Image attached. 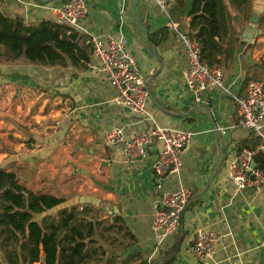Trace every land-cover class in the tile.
Instances as JSON below:
<instances>
[{"label": "crops", "instance_id": "1", "mask_svg": "<svg viewBox=\"0 0 264 264\" xmlns=\"http://www.w3.org/2000/svg\"><path fill=\"white\" fill-rule=\"evenodd\" d=\"M85 1L88 13L81 29L68 32L74 33L75 45L63 54L64 62L42 64L7 56L5 49L0 52V168L15 171L25 186L39 193L100 198L112 216L121 217L116 221L118 234L126 240L111 254L119 252L122 260L140 254L155 264L177 245L172 264H264V189L240 190L228 174L239 151L260 142L254 131L236 126L239 108L234 95L245 93L247 67L250 77L255 68V79L264 77L259 65L264 60L253 59L264 57V44L261 51L253 45L264 39V32L245 48V69L238 51L241 43L230 33L222 38L225 54L213 57L212 63L223 67L231 93L217 89L198 103L186 88L184 44L156 0H136V12L131 0ZM60 2L0 0V11L34 24L54 19L48 6ZM190 19L175 21L181 30L190 31ZM102 34L121 39L136 57L151 92L144 116L116 101L117 90L93 51L92 36ZM154 123L193 133L182 152L180 171L160 183L152 163L161 143L149 148L146 159L126 163L125 143L107 145L103 139L111 127H122L130 139ZM259 160L264 163V156ZM180 187L191 190L180 228L161 237L152 228L154 202ZM201 229L224 234L216 252L206 258L193 253L195 233ZM0 260L8 264L1 243Z\"/></svg>", "mask_w": 264, "mask_h": 264}, {"label": "trees", "instance_id": "2", "mask_svg": "<svg viewBox=\"0 0 264 264\" xmlns=\"http://www.w3.org/2000/svg\"><path fill=\"white\" fill-rule=\"evenodd\" d=\"M253 0H174L172 18L183 21L190 19V33L202 44L204 59L210 64L213 57L225 54L226 47L221 40L234 28L231 7L236 10L251 8ZM189 4V9L187 6ZM264 27V11L259 18ZM55 19L44 18L26 26L21 17H8L0 11V52L5 49L7 56H25L32 62L57 64L64 62L63 54L73 50L74 33ZM162 29L161 32H164ZM234 31V30H233ZM156 32L151 38L157 36ZM232 39L241 43V31ZM162 38L161 40H163ZM9 58V57H8ZM264 71V62L259 63ZM245 73V82L251 77ZM260 166L264 163L256 158ZM67 198L36 192L23 184L15 171L0 168V243L8 264H94L100 254L106 255L102 245L91 247L98 240L97 226L100 221L87 220L88 203L60 209L38 219L37 215L66 201ZM121 217H115L109 228ZM179 247L173 245L162 253V259L155 264H172ZM134 254L121 264H129ZM97 258V259H96ZM0 264L1 260H0ZM108 264V263H106ZM137 264H154L141 258Z\"/></svg>", "mask_w": 264, "mask_h": 264}, {"label": "built area", "instance_id": "3", "mask_svg": "<svg viewBox=\"0 0 264 264\" xmlns=\"http://www.w3.org/2000/svg\"><path fill=\"white\" fill-rule=\"evenodd\" d=\"M171 19L175 30L184 44L187 56L185 69L186 88L194 95L195 101L203 103L210 92L221 89L231 93L224 83V69L219 64L211 65L203 57L202 44L187 30H181L179 23L171 15L172 0H156ZM54 19L69 28H82L81 20L88 13L85 0H64L48 6ZM29 26V21H24ZM252 40H255L253 37ZM93 51L111 85L117 90L116 101L129 107L139 115L147 113L146 105L151 92L145 76L137 68L136 57L129 52L124 42L110 34L92 36ZM234 98L238 104L239 116L236 126L250 129L260 138L257 146L242 148L229 164V179L240 190L261 191L264 189V166H252L257 157L264 156V77L250 79L245 93ZM225 129H221L225 133ZM193 133L186 129L164 127L158 123L145 133H136L126 139L122 127H111L104 131L103 139L107 145L124 142L123 156L126 163H135L148 157L149 148L161 143V149L152 163L158 179L178 173L183 164L182 152L189 144ZM191 199V190L180 187L176 191H165L154 202L153 230L161 237L172 235L180 228L181 218ZM224 234L210 230L195 233L193 253L201 258L216 252L217 245Z\"/></svg>", "mask_w": 264, "mask_h": 264}, {"label": "rangeland", "instance_id": "4", "mask_svg": "<svg viewBox=\"0 0 264 264\" xmlns=\"http://www.w3.org/2000/svg\"><path fill=\"white\" fill-rule=\"evenodd\" d=\"M254 1L255 0H253V2H252L251 8L247 9V11L244 10V9L236 10L234 7H231L230 9H231V12L233 13V20H234V16L237 13H240L242 15V23L249 24L250 23V18H251L252 14H253V3H254ZM258 23L256 24V27H257V29H260L259 28L260 26L258 25ZM240 26H241V23H235L234 24V28H232L231 31H230V32H232L231 35L233 37L238 35L239 32L241 31ZM241 35H242V31H241ZM251 42H252V40H251ZM263 44H264V39L263 40H259V41L257 39L255 44H253V45H254V47H256V49H257L256 51H258V50L261 51V46ZM262 55L264 56V53ZM259 56H260V54L258 55V57H254L253 59L256 60L257 62H259L261 60H264V57H259ZM244 60H245V58H244ZM245 63H246V61H245ZM254 66H256V65H254ZM258 75H259V71L256 70V68H255V71L253 73V78H258ZM255 76H257V77H255ZM76 195H78V194H76ZM76 195H74V196H76ZM74 196L67 197V199H71ZM74 205H79L80 206L82 204H77L76 203V204H73V206ZM71 206L72 205H70L69 207H71ZM96 207L97 208H93V207L89 208L87 210L89 212V214L86 216L87 220H92L93 222L100 221V224L97 226V231H96V238H97L98 242L95 245L91 246V247H94V246L99 247V244L102 245L103 248L106 251V255L102 256L104 254H100L99 253V252H102V248L101 249L98 248L99 252L97 253L98 254L97 257H101V258H100L99 261L96 260L93 263L94 264H106V263H108V264H121L122 255L119 252H116V251L114 252V254H111V253H113L112 248L119 247V245L122 244L126 239H124L123 237L120 236V234H118L119 228H118V223L117 222H114L113 227L109 228V226L111 225V223L115 219V217L112 216L109 213L110 210H108V209H110V207L107 208L103 204H100L99 206H96ZM58 211H56L55 214ZM111 220H113V221L111 222ZM105 247H108V248H105ZM137 261L141 262V257L140 258L136 257L135 259L131 258V260L129 261V264H136Z\"/></svg>", "mask_w": 264, "mask_h": 264}, {"label": "water", "instance_id": "5", "mask_svg": "<svg viewBox=\"0 0 264 264\" xmlns=\"http://www.w3.org/2000/svg\"><path fill=\"white\" fill-rule=\"evenodd\" d=\"M59 1H64V0H59ZM132 5L134 7V11L136 12V0H131ZM264 11V0H255L253 3V14L250 18V23L249 24H245L242 23V15L240 13H237L234 16V22L235 23H241V29H242V35H241V44L239 47V53H240V57L242 59V65L244 67V69L246 68L245 66V48L247 47L248 43L251 42L252 38L254 36H257L258 34L264 32L261 29H256V24L259 22V18L261 13ZM208 112H210L209 110H207ZM252 166L253 167H257L258 163L256 162V160H254L252 162ZM87 204V203H91L94 204L96 206H99L101 204V199L92 195H84V194H78L76 196H74L71 199H67L66 201L58 204L55 207L49 208L41 213H39L37 215L38 219H42L43 217L47 216V215H51L54 214L56 211L62 209V208H66L69 207L70 205L73 206V204Z\"/></svg>", "mask_w": 264, "mask_h": 264}]
</instances>
